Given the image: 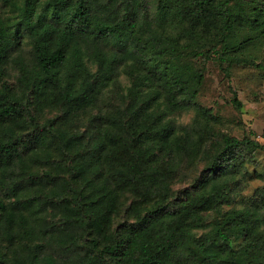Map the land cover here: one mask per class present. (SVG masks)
<instances>
[{
    "label": "trees",
    "instance_id": "16d2710c",
    "mask_svg": "<svg viewBox=\"0 0 264 264\" xmlns=\"http://www.w3.org/2000/svg\"><path fill=\"white\" fill-rule=\"evenodd\" d=\"M4 3L0 264H264V186L243 195L264 144L171 116L196 60L262 67L264 0Z\"/></svg>",
    "mask_w": 264,
    "mask_h": 264
},
{
    "label": "rangeland",
    "instance_id": "374dc122",
    "mask_svg": "<svg viewBox=\"0 0 264 264\" xmlns=\"http://www.w3.org/2000/svg\"><path fill=\"white\" fill-rule=\"evenodd\" d=\"M3 8H5L4 0H0V9ZM4 11L8 16L15 15L12 10L9 11V8H5ZM30 49L31 46L26 43L20 52L25 57H29ZM250 53L254 56L250 59H254L262 67L233 65L229 62L221 63L219 60H196L195 66L197 69H202L204 75L203 84L195 98L196 106L176 111L171 115L172 118L178 123L192 124L201 112L199 109H205L216 120L214 122L216 129L228 132L239 139L250 137L264 144V37L259 39V44L249 48L242 56L249 57ZM15 68L13 65L10 66L9 75L5 79L10 82L16 80ZM92 69L95 70V67L93 66ZM122 80L123 86L128 87L130 84L128 76L123 75ZM253 163H249L247 167L252 175L255 171L264 172L262 151L255 153ZM187 168L189 166H184L181 173L184 172L186 175ZM187 182V179H183L177 187H182ZM262 186H264L262 178L250 177L243 195L250 197L256 188ZM242 201L243 197H239L236 203L240 206ZM199 231L202 233L206 230Z\"/></svg>",
    "mask_w": 264,
    "mask_h": 264
}]
</instances>
